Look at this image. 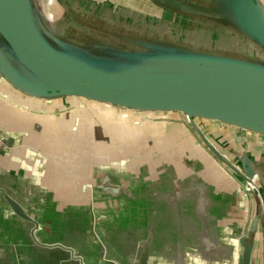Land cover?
<instances>
[{
	"label": "crops",
	"instance_id": "obj_1",
	"mask_svg": "<svg viewBox=\"0 0 264 264\" xmlns=\"http://www.w3.org/2000/svg\"><path fill=\"white\" fill-rule=\"evenodd\" d=\"M107 1L147 7L146 0ZM139 118L93 101L38 100L0 78V264H141L145 258L147 264H179L180 254L208 264L234 246L226 256L237 258L234 236L246 233L255 194L243 193L240 176L176 121L162 129L168 146L153 149L155 163L128 153L126 138L134 130L127 127ZM213 125L204 128L211 146L234 167L230 155L246 154L264 179V138ZM113 128L123 137L118 144L110 139ZM177 138L178 145L169 144ZM3 194L37 225L15 216ZM190 216L200 218L198 225Z\"/></svg>",
	"mask_w": 264,
	"mask_h": 264
},
{
	"label": "water",
	"instance_id": "obj_2",
	"mask_svg": "<svg viewBox=\"0 0 264 264\" xmlns=\"http://www.w3.org/2000/svg\"><path fill=\"white\" fill-rule=\"evenodd\" d=\"M52 1L0 0V78L38 100L81 99L138 114L139 123L127 127L134 130L126 138L128 153H142L151 164L157 161L153 149L168 146L162 131L168 114H183L211 154L240 176L243 193L256 196L246 233L234 236L237 258L226 256L235 246L224 247L223 257L208 264H264V197L255 182L258 176L264 184L263 174L246 154H231L238 168L232 166L193 122L264 137V0H146L144 8L139 2ZM115 131L109 135L118 144L123 137ZM3 197L15 216L37 225ZM189 219L193 226L200 220ZM192 257L180 254L176 261L200 264Z\"/></svg>",
	"mask_w": 264,
	"mask_h": 264
},
{
	"label": "rangeland",
	"instance_id": "obj_3",
	"mask_svg": "<svg viewBox=\"0 0 264 264\" xmlns=\"http://www.w3.org/2000/svg\"><path fill=\"white\" fill-rule=\"evenodd\" d=\"M52 1V0H51ZM47 4H49L50 5V2L48 1V2H46ZM52 3H53V8L51 9V10H53L55 7H56V3L55 2H53L52 1ZM45 3L43 2V5H44ZM51 10H49V11H47V12H50ZM158 114H161V112H159ZM172 116H171V114H170V117H168L167 116V118H168V120H172V121H176L177 123H179L180 124V126H184V123H187L188 125H190V127H191V123L189 122V120H187V118L186 117H182L183 119H178V118H180V116H183V114H181V113H178V112H172ZM199 118H193V122H194V125L200 130V132L202 133V135H205L204 134V125H203V123H200L199 122ZM205 121V123H206V121H207V124H215V123H213V121L212 122H208V120H204ZM214 138H218V134H216V133H214ZM205 139H207V136L205 135ZM198 140H200V139H198ZM208 140V139H207ZM217 140V139H216ZM200 142V141H199ZM209 142V141H208ZM201 143H202V141H201ZM204 145V144H203ZM215 145V144H214ZM215 147H217V146H215ZM214 147V148H215ZM218 148V147H217ZM215 150H217L216 148H215ZM221 151V150H220ZM227 160H228V157L226 158ZM102 160V159H101ZM259 237V234H258V236H257V238Z\"/></svg>",
	"mask_w": 264,
	"mask_h": 264
},
{
	"label": "flooded vegetation",
	"instance_id": "obj_4",
	"mask_svg": "<svg viewBox=\"0 0 264 264\" xmlns=\"http://www.w3.org/2000/svg\"><path fill=\"white\" fill-rule=\"evenodd\" d=\"M199 122H200V123H203L205 130L208 129L209 127L213 128V126H214L213 124H212V126H209V125H211V124H209V125H208V124H205V123H204V120H202V119H200ZM206 122H207V121H206ZM208 122H209V121H208ZM184 125L187 126L188 128H191V129H192V127H190V125H188L187 123H184ZM192 130H193V129H192ZM193 131H194V130H193ZM195 135L197 136L196 133H195ZM197 137H198V136H197ZM198 138H199V137H198ZM262 138H264V137H262ZM199 139H200V138H199ZM200 141H201V140H200ZM202 143H203V142H202ZM237 168H238V166H237Z\"/></svg>",
	"mask_w": 264,
	"mask_h": 264
}]
</instances>
